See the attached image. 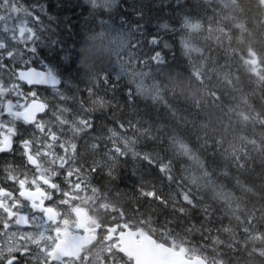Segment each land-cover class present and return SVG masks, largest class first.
<instances>
[{
  "label": "trees",
  "instance_id": "1",
  "mask_svg": "<svg viewBox=\"0 0 264 264\" xmlns=\"http://www.w3.org/2000/svg\"><path fill=\"white\" fill-rule=\"evenodd\" d=\"M37 1L56 19L37 14L52 24L67 48L83 37L79 72L72 83L85 100L86 89H91L87 106L96 121L94 131L106 139L107 129L123 123L135 138L133 150L153 161L132 156L109 160L104 174L85 180L88 193L103 204L99 214L104 225L123 220L160 243L187 247L209 264H264V8L260 1L113 0L110 10L94 9L89 0ZM22 2L29 7L35 4ZM183 16L185 38L203 53L192 61L185 58L178 41L184 33ZM188 21L196 31L190 33ZM165 24L170 31L162 30ZM117 41L123 55L120 49L111 53ZM166 41L171 47L164 46ZM129 44L161 53L158 64L137 65L133 75L140 77V83L129 82V77L113 79L115 68H120L117 57L127 62ZM38 52L57 65L47 48L38 47ZM111 83L115 89L108 87ZM149 87H154L151 92ZM61 91L74 95V88L64 83ZM40 92L52 108L76 107L74 101H61L50 90ZM20 130L27 134L31 128ZM180 139L200 157V164L179 154L178 146L177 151L173 148ZM86 141L92 142L82 134L78 152L84 151ZM5 161L20 168L23 164V158ZM161 163L171 180L159 172ZM199 172L202 179L196 178ZM150 192L155 197L149 198Z\"/></svg>",
  "mask_w": 264,
  "mask_h": 264
},
{
  "label": "snow or ice",
  "instance_id": "2",
  "mask_svg": "<svg viewBox=\"0 0 264 264\" xmlns=\"http://www.w3.org/2000/svg\"><path fill=\"white\" fill-rule=\"evenodd\" d=\"M89 2L94 7L103 0ZM37 13L44 14L49 21L56 19L48 15L43 4H33L29 7L24 5L22 0H0V154L9 158L15 155L23 157L26 168L22 169L10 162H6L3 167V180L10 181L16 187L9 190L0 186V212L4 213L8 220L13 216H16L17 220H27L28 214H33V222L42 218L34 213H44L46 210L42 207L43 200L50 198L43 193L41 183L50 188L56 187L46 173H51L54 177L57 175L56 170H63V180L67 184L73 178L83 182L98 172L104 174L106 161L127 159L129 154L133 158L138 157L153 164L147 154L140 155L129 147L128 138L122 136L115 128L108 129L110 135L107 141L111 143V147L105 142L102 134L94 131L96 121L89 114L91 109L87 106L91 89H86L85 100L79 95L81 89L72 83L74 73L79 72V49L83 44V37L74 41L73 47L67 48V45L57 38L56 29L52 24H46ZM68 28L70 31V26ZM38 47L47 48L57 65L54 66L50 61L41 58ZM126 56L128 69L133 71L117 68L113 75L116 81L132 75L137 65L142 68L161 61L160 51L149 53L132 44L128 45ZM5 60L9 63L6 64ZM34 61L39 62L40 69L31 66ZM21 65L24 67H20ZM62 76L67 77L63 83L74 88V95L68 96L60 90ZM104 79L107 85V74ZM19 82L30 86V90L25 93ZM41 87L54 89L61 101H74L75 109L50 107L49 101L40 92ZM108 87L115 89L112 83ZM10 95L14 96L15 100L9 98ZM127 96L131 101V90L127 92ZM5 115L8 120L3 119ZM46 115H50L52 119H47ZM17 122L30 126L31 131L25 134L17 128ZM117 123L120 129L125 128L123 123ZM82 134H88L92 142L89 144L86 141L84 151L78 152V140ZM15 137H19V140H15ZM57 148L60 149L59 152L56 151ZM86 154L91 158H86ZM158 170L165 179L171 180L170 175H165V164L161 163ZM147 195L152 198L156 194L150 192ZM4 197L9 199L5 200ZM184 199L187 200V197ZM159 200L164 202L162 197ZM13 209H21L22 213L17 215ZM2 219L3 217H0V220ZM0 227H7L6 221L0 224ZM8 264L13 262L9 261Z\"/></svg>",
  "mask_w": 264,
  "mask_h": 264
},
{
  "label": "flooded vegetation",
  "instance_id": "3",
  "mask_svg": "<svg viewBox=\"0 0 264 264\" xmlns=\"http://www.w3.org/2000/svg\"><path fill=\"white\" fill-rule=\"evenodd\" d=\"M41 189L47 193L49 199H44V209L54 210L53 214L57 221L47 218L46 211L44 213H34V215L42 218L33 222L32 215L28 214L27 220L22 219L26 224L23 227L17 220L16 216L8 220L7 216L0 212V224L6 221L7 227H0V264H100L101 242L98 240L92 247L87 249L83 256L76 259H62L57 261L54 257V250L58 242L62 239L65 232L83 235L85 230H100L98 235L101 240V230H107L113 239L127 227L120 225L101 226L98 223L89 222V226H82L79 220L74 217L73 210H69L66 198L63 196L51 195L54 191L45 184L41 185ZM3 199L7 200L8 197ZM8 207H11L9 203ZM17 215L22 213L21 209H13ZM111 230H117L111 232ZM116 240V239H115ZM15 258V259H14Z\"/></svg>",
  "mask_w": 264,
  "mask_h": 264
},
{
  "label": "water",
  "instance_id": "4",
  "mask_svg": "<svg viewBox=\"0 0 264 264\" xmlns=\"http://www.w3.org/2000/svg\"><path fill=\"white\" fill-rule=\"evenodd\" d=\"M264 7V0H260ZM24 83V82H23ZM61 86V85H60ZM59 86V87H60ZM85 216L83 215V219ZM75 238L70 233L65 234L64 240L59 243L56 254L62 257H74L83 248L91 243V239ZM138 237L141 241H138ZM121 253L133 260L134 264H207L199 257L189 260L186 249L174 251L166 246L158 245L156 240L143 231H127L120 237ZM75 244V245H74ZM74 245V246H73Z\"/></svg>",
  "mask_w": 264,
  "mask_h": 264
},
{
  "label": "rangeland",
  "instance_id": "5",
  "mask_svg": "<svg viewBox=\"0 0 264 264\" xmlns=\"http://www.w3.org/2000/svg\"><path fill=\"white\" fill-rule=\"evenodd\" d=\"M111 5V0H103V2L101 3V4H99V5H95V6H102V7H105V8H108L109 6ZM188 27V26H187ZM190 28V27H189ZM61 34H62V32H61ZM59 39H60V37H59ZM182 46H183V48H184V50H185V54H186V57L190 60V58L191 59H193V58H195V53H197V52H199V50H198V48H196L190 41H189V39H187V38H184V39H182ZM168 45V46H167ZM171 45V43H164V46L165 47H171L170 46ZM122 48H123V46H121L120 47V45H119V42L117 41V42H114L113 43V45H112V50H111V53H114L113 52V50L116 52V51H119V49L120 50H122ZM192 54V55H191ZM125 58H127V57H125ZM117 64H118V66L120 67V69H123V70H125L126 68H128V61L125 63V64H123V62H122V59H121V57H117ZM253 66L254 67H257V63H255L254 62V64H253ZM137 68V67H136ZM115 69H117V68H115ZM129 77V78H128ZM5 78H7V77H5ZM123 78H128L129 79V82H132V83H134V81H137V82H139L140 83V77H138V76H135V75H130V76H127V77H123ZM5 82H6V79H5ZM150 89H148L150 92L153 90V88L154 87H149ZM155 94H157V93H155ZM3 119L4 120H8L9 118H5V117H3ZM131 144L129 143V146H130ZM185 146V144H182L181 143V148H185L184 147ZM188 151L189 152H191L190 150H189V148H188ZM192 153V152H191ZM189 159L192 161V162H194L195 161V164H200L201 162H200V160L199 159H197V157H195V156H193V155H189ZM200 166H202V164L200 165ZM199 166V167H200ZM196 178L197 179H202L203 178V176H202V173H200L199 172V174L196 176ZM63 182L65 183V181L63 180ZM211 183V182H210ZM66 184V183H65ZM67 185V187H68V192H67V197L69 198V200L70 201H74V200H78V199H83L84 198V196L86 195V191H85V188H84V186H83V182H79V181H76L75 179H72V181H70L69 183H67L66 184ZM218 193V189H217V192H216V194ZM223 196L227 199L228 198V196L226 195V194H224L223 193ZM87 204V203H86ZM79 214V213H78ZM109 247H111V246H109ZM112 247L114 248L115 247V245H112ZM107 249H104V248H101V264H105V258H106V255L105 254H107Z\"/></svg>",
  "mask_w": 264,
  "mask_h": 264
},
{
  "label": "bare ground",
  "instance_id": "6",
  "mask_svg": "<svg viewBox=\"0 0 264 264\" xmlns=\"http://www.w3.org/2000/svg\"><path fill=\"white\" fill-rule=\"evenodd\" d=\"M34 1V3H35V5H39V2L37 1V0H33ZM112 4H113V0H111V5L108 7V8H105V7H102V6H92V4L89 2V5L92 7V8H94V9H98V8H104V9H106V10H110L111 9V7H112ZM185 17L183 16V18H182V21H181V24H182V28H183V30H184V33H182V34H180L179 36H178V41H179V45L181 46V40L182 39H184L185 38V36H186V34H187V31H186V27H185V23L183 22V19H184ZM43 20V19H42ZM44 21V20H43ZM46 24L48 23L47 21H44ZM166 25L167 24H165V26H162V30L164 31V32H166V31H170L171 29L169 28V27H166ZM185 31H186V33H185ZM94 42V41H93ZM96 42V41H95ZM100 42V41H99ZM166 43H167V41H166ZM97 44V47H96V49H98L99 50V45H98V43H96ZM176 44H178V43H176ZM168 46V45H167ZM169 48V47H168ZM182 48H183V46H182ZM95 50V49H94ZM123 50H124V48H122V50H121V54L123 55L124 53H123ZM87 54V53H86ZM102 55V54H101ZM93 56H94V54H93ZM96 56V55H95ZM184 56H185V58L188 60V61H192V59L190 58V60L186 57V54H185V51H184ZM196 56V55H195ZM97 57V56H96ZM100 56H98V58H99ZM83 58V57H82ZM93 58V57H92ZM94 59H95V57H94ZM105 59V58H104ZM104 62H105V60H104ZM31 66H33V67H41L40 65H38V66H34V65H31ZM20 67H24V66H20ZM80 67V66H79ZM218 70V69H217ZM240 71V70H239ZM62 86H63V80H62V84H61V86H60V90H61V88H62ZM248 89V88H247ZM52 94H54V95H56V92L55 91H52ZM143 100V99H142ZM158 101V100H157ZM132 103V102H131ZM140 103V102H139ZM138 103V104H139ZM160 103V102H159ZM137 104V103H136ZM264 104V103H263ZM61 106H63V105H61ZM132 107H133V105H132ZM144 107V106H143ZM145 108V107H144ZM130 117V116H129ZM218 120V119H217ZM221 120V119H220ZM229 123V122H228ZM234 124V123H233ZM106 126H108V124L106 125ZM239 126V125H238ZM237 126V127H238ZM105 128H107V127H105ZM104 128V129H105ZM119 128V127H118ZM116 129L118 132H120V134L122 135V136H125V137H127L128 138V140H129V143L131 144L129 147H131L132 149H133V139L135 140V138H131L130 136H129V134L125 131V129ZM104 129H102V130H104ZM148 129V128H147ZM108 130V129H107ZM128 131V130H127ZM104 135V134H103ZM108 135H110V133L108 132ZM107 137L108 136H106V139H105V141L107 142ZM154 139V138H153ZM178 139V138H177ZM177 139H176V141H177ZM185 139V138H184ZM182 141V142H181ZM148 142V141H147ZM146 142V143H147ZM150 142V141H149ZM184 142V140H182V139H180V141H178L177 142V145H174L173 146V144H172V146H173V148H175L176 149V151L178 150V148H179V151H180V153L179 154H181L182 156L184 155V156H188L189 157V155H193V156H195L196 157V153L193 151V150H191L185 143H183ZM181 143L182 144H185V148L183 149V148H181ZM148 146V145H147ZM177 146H178V148H177ZM121 147L123 148L124 146L121 144ZM188 148H189V150L192 152H189L188 151ZM196 154V155H195ZM129 156H131V154H129ZM128 156V157H129ZM150 156V155H149ZM88 159H90L91 157H87ZM198 158H200V157H197V159ZM116 161V160H115ZM121 161V160H120ZM117 162V161H116ZM128 162V161H127ZM195 162V161H194ZM121 163H123V162H121ZM126 163H124V165H125ZM138 164V163H137ZM117 165V164H116ZM160 177V176H159ZM84 182H85V184H86V182L87 181H85L84 180ZM217 187V186H216ZM112 219H117L116 217H111ZM109 222L110 221H112V220H108Z\"/></svg>",
  "mask_w": 264,
  "mask_h": 264
}]
</instances>
